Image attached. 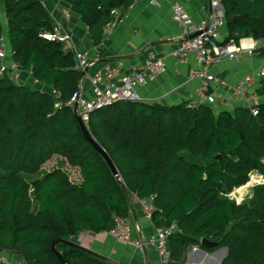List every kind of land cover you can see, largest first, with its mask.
Listing matches in <instances>:
<instances>
[{
    "label": "trees",
    "instance_id": "1",
    "mask_svg": "<svg viewBox=\"0 0 264 264\" xmlns=\"http://www.w3.org/2000/svg\"><path fill=\"white\" fill-rule=\"evenodd\" d=\"M71 2L96 45L111 11L130 3ZM221 2L225 42L264 41V0ZM0 7L7 22L0 18V37L6 26L12 59L23 70L18 81L0 76V253L22 260L11 264H63L58 254L67 264H116L64 244L54 251L52 244L85 231L110 232L117 217L128 218L132 194L154 197L155 229L175 225L171 264H185L191 247L227 248L222 264H264V183L248 201L228 197L252 173L264 178V78L256 90L257 115L243 106L217 112L211 105L144 101L93 112L86 124L117 178L85 139L74 109L54 108L51 88L68 101L80 90L82 72L72 51L39 36L52 29L43 2L0 0ZM258 53L264 57V46ZM29 73L37 83L23 79ZM54 155L80 168L78 183L61 168L42 170ZM202 238L218 246L206 248Z\"/></svg>",
    "mask_w": 264,
    "mask_h": 264
},
{
    "label": "crops",
    "instance_id": "2",
    "mask_svg": "<svg viewBox=\"0 0 264 264\" xmlns=\"http://www.w3.org/2000/svg\"><path fill=\"white\" fill-rule=\"evenodd\" d=\"M41 1L47 14L72 32L77 49L86 52L93 63L88 68V75L82 78L80 90L84 98L94 97L89 75L94 74L103 65L119 66L122 74H128L132 67L154 57L164 58L167 70L147 86L135 88L141 101L176 105L197 100L196 91L201 82L191 77L196 67L195 57H191L187 63H178L169 56L183 39L180 29L171 18V3L176 0H158V6L150 5L149 0H136L121 25L111 34L105 35L98 45L93 43L89 29L72 5V0ZM186 8L195 22L210 13L209 0H190L186 3ZM64 10L71 12L69 20L64 18ZM225 35L226 29L223 36ZM254 42V38L248 37L241 39L239 44L249 48L253 47ZM263 60L264 57H260L258 51L252 56L244 52L238 59L225 60L216 66L213 71L221 83L217 90V102L211 106L217 112L232 111L242 106L233 95L232 89L246 75L256 73L264 67ZM23 79L33 82L27 74ZM257 88V85H254L252 89ZM128 219L133 227L134 240L147 241L154 234L155 226L145 218L138 204H133ZM73 240L117 264H142L146 261L149 264H160L159 255L153 248L148 247L146 252L142 253L132 243L115 239L110 232H83Z\"/></svg>",
    "mask_w": 264,
    "mask_h": 264
},
{
    "label": "built area",
    "instance_id": "3",
    "mask_svg": "<svg viewBox=\"0 0 264 264\" xmlns=\"http://www.w3.org/2000/svg\"><path fill=\"white\" fill-rule=\"evenodd\" d=\"M135 1L129 0L130 3L128 5H122L111 11L113 19L106 25V35L111 34L121 25L127 17L128 11L133 8ZM189 1L176 0L171 3V18L180 29L183 39L169 53V56L173 57L178 63H187L191 57H195L196 67L192 71L191 77L199 80L201 86L196 91L197 100L189 104L191 108H194L199 105H213L217 102V90L221 80L213 71L216 66L225 60H236L244 52L252 56L264 46V41L255 40L253 47L249 48L243 47L233 40L225 42L226 35L223 36L221 32L222 29H226L224 7L221 0H209L210 13L199 22L193 20L186 8V3ZM149 3L153 6L159 5L158 0H149ZM63 16L69 20L72 14L69 10H64ZM0 18L2 23L6 25L7 22L4 19L3 10H0ZM51 22L52 29L40 33L39 36L49 41L61 43L65 51H72L76 58V69L81 71L82 74L88 75L87 69L93 63L87 53L77 49L74 43V36L69 29L52 18ZM195 34L196 36L189 38ZM166 70L165 59L154 57L147 59L139 66L132 67L128 74H122L119 66L105 64L94 74L89 75L94 97L90 99L84 98L81 95V90H79L68 101L64 102L62 94L56 89L51 88L50 94L54 98L53 105L55 109H61L63 106H70L74 109L77 104L78 114L87 123L93 112L113 105L116 102L141 101L135 88L147 86L163 75ZM22 72L21 66L12 59L7 34L4 35L3 33L0 37V76H6L11 80L18 81ZM28 77L33 78L31 73L28 74ZM262 78H264V67L256 73L246 75L232 89L233 95L240 101L241 105L249 109L253 115H257L259 112L258 104L261 98L256 93V90L252 88L254 85L258 87ZM33 81L37 83L36 80ZM252 175L253 173L250 179H252ZM262 183H264V178L261 176V181H259L258 185ZM236 191L229 193L228 197L234 199ZM153 200V196L149 199H141L136 194H132V203L141 207L145 218L150 222H152V213L155 210ZM115 222V227L110 231V234L115 239L132 243L142 253H145L148 247L153 248L159 255L160 264H171L172 253L168 247V240L176 229L175 225L156 228L154 234L147 241H144L142 239H133V227L128 218L117 217ZM88 232L85 231V233ZM142 264L149 263L146 261Z\"/></svg>",
    "mask_w": 264,
    "mask_h": 264
},
{
    "label": "water",
    "instance_id": "4",
    "mask_svg": "<svg viewBox=\"0 0 264 264\" xmlns=\"http://www.w3.org/2000/svg\"><path fill=\"white\" fill-rule=\"evenodd\" d=\"M194 36H196V34L195 35H191L189 38H193ZM84 75H85V73L82 74L81 79L84 77ZM74 113H75V115L77 117V120L79 122V125L81 127V130H82V133H83L85 139L101 154V156L104 158L105 162L109 166L110 170L112 171L113 175L115 177L119 178L118 170L115 167L112 159L107 154V152L105 151V149L92 136V134L90 133V131L88 129L87 124L83 121V119L81 118V116L78 114V106H77V104L74 106ZM217 158L218 159H221V156L218 155ZM58 244H64V245L71 246V247H74V248H77V249H81V250H84L85 252H88V253H90V254H92L94 256H97L99 258L112 261L111 259L105 257L102 254H99V253H97V252H95V251H93L91 249H88L86 247H83L82 245L78 244L77 242L73 241L72 239H67V238L57 239L52 244V249L54 251H56L55 248H56V246ZM201 245L204 246V247H206V248H209V249L216 248L218 246L217 243L211 242L210 240H208L206 238H202ZM194 251H196L197 253H199L200 256H201V259H205L206 261L207 260H210V259H214V256H217V255L219 257L220 254L223 253V256H221V258L219 257V260H218L219 262L217 261L216 264H222L223 260L227 257V254H228L227 248H216V250H214L213 252L209 253V252H207L205 249H203L201 247H191L189 249L188 253H187V259H186L185 264H188V262H189V255L191 253H193ZM58 256L61 259V261H62L63 264H67L66 260L64 259V257L61 254H58Z\"/></svg>",
    "mask_w": 264,
    "mask_h": 264
},
{
    "label": "rangeland",
    "instance_id": "5",
    "mask_svg": "<svg viewBox=\"0 0 264 264\" xmlns=\"http://www.w3.org/2000/svg\"><path fill=\"white\" fill-rule=\"evenodd\" d=\"M0 10H2V7H0ZM6 31H7L6 27H4V32H3L4 35L6 34ZM224 32H225V29L222 30V35H224ZM263 63H264V60H263ZM55 168L63 169L69 175V178L73 182L78 183L81 180L80 168L71 166L68 163V161L60 155H54L49 161H47L42 166L43 171H50ZM0 173H4V171L0 169ZM259 181H261V175L254 172L252 175V179H250V181L246 185H244L243 188L241 187L242 189L240 188L235 189L237 191L235 192L236 197L234 198V200L236 201L238 199L239 203H242V202H245L251 199L254 194V189L258 185ZM74 240H77V239H74ZM18 258L19 257L11 256L6 252L0 253V261L2 262V264L15 263L16 261L22 262V260Z\"/></svg>",
    "mask_w": 264,
    "mask_h": 264
},
{
    "label": "bare ground",
    "instance_id": "6",
    "mask_svg": "<svg viewBox=\"0 0 264 264\" xmlns=\"http://www.w3.org/2000/svg\"><path fill=\"white\" fill-rule=\"evenodd\" d=\"M221 256H223V253L220 254L219 257L221 258ZM219 257L217 255V256H214L215 259H210V260H207L206 261L205 259H201L200 254L197 253L196 251H194L193 253H191L189 255V262H188V264H216V262L219 260Z\"/></svg>",
    "mask_w": 264,
    "mask_h": 264
},
{
    "label": "clouds",
    "instance_id": "7",
    "mask_svg": "<svg viewBox=\"0 0 264 264\" xmlns=\"http://www.w3.org/2000/svg\"><path fill=\"white\" fill-rule=\"evenodd\" d=\"M237 203H239V201H237Z\"/></svg>",
    "mask_w": 264,
    "mask_h": 264
}]
</instances>
